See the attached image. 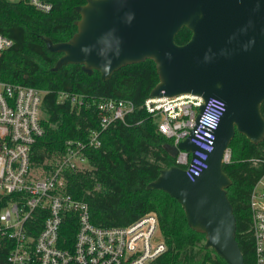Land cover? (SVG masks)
<instances>
[{
	"label": "trees",
	"instance_id": "obj_1",
	"mask_svg": "<svg viewBox=\"0 0 264 264\" xmlns=\"http://www.w3.org/2000/svg\"><path fill=\"white\" fill-rule=\"evenodd\" d=\"M87 1L51 0V10L43 14L23 3L0 0V34L12 41V47L0 54V81L44 92L43 133L31 148V166L48 170L46 163L63 153L66 142L85 141L90 130H97L95 104L99 100L130 103L132 111L124 122L104 130L97 149L85 151L88 169L65 175L66 192L87 204L95 226L123 227L153 215L165 251L149 264H226L205 246L204 235L188 226L175 199L147 188L160 171L175 166L167 149L171 140L157 131L154 120L143 109L158 82L153 61L125 65L106 80H101L97 71L84 72L80 65L54 68L61 54L49 51L44 41H69L79 20L75 9ZM189 37L190 32L182 28L174 36V44L183 45ZM59 94L66 98L58 100ZM70 97L76 98L74 104ZM259 112L264 120V102ZM227 150L229 162L222 165V172L230 181L225 196L235 221L234 239L242 264H253L247 202L264 171V138L254 145L234 132ZM72 227L64 231L68 244ZM4 259L5 253L0 251V264Z\"/></svg>",
	"mask_w": 264,
	"mask_h": 264
},
{
	"label": "water",
	"instance_id": "obj_2",
	"mask_svg": "<svg viewBox=\"0 0 264 264\" xmlns=\"http://www.w3.org/2000/svg\"><path fill=\"white\" fill-rule=\"evenodd\" d=\"M75 11L77 31L69 41H44L49 51L61 54L55 69L80 65L106 80L125 65L149 59L158 77L150 98L191 95L224 104L206 168L198 177L189 181L173 166L160 171L147 188L175 199L188 226L202 233L205 246L226 264H242L222 155L234 132L254 145L264 138L259 112L264 102V0H88ZM182 28L190 37L177 46L173 39ZM190 138L177 148L195 151ZM167 149L175 155V148Z\"/></svg>",
	"mask_w": 264,
	"mask_h": 264
},
{
	"label": "built area",
	"instance_id": "obj_3",
	"mask_svg": "<svg viewBox=\"0 0 264 264\" xmlns=\"http://www.w3.org/2000/svg\"><path fill=\"white\" fill-rule=\"evenodd\" d=\"M23 3L46 14L51 0H1ZM12 41L0 34V54ZM44 92L32 87L0 81V251L3 264H149L165 251L157 221L144 215L123 227H99L90 222L87 204L65 190V175L88 169L85 151L100 146L99 137L107 128L123 123L132 107L126 101L99 100L95 104L97 130L85 141L66 142L62 154L46 167L33 168L31 148L43 129L41 102ZM66 98L59 94L58 100ZM70 102H76L70 97ZM80 106V102L77 101ZM143 109L157 131L171 140L176 149L175 166L189 181L206 168L214 132L224 104L214 98L197 96L150 98ZM200 109V111H199ZM197 118V120H196ZM191 133V134H190ZM195 151L177 145L187 139ZM223 164L229 162L226 149ZM247 210L253 242V264H264V171L250 190ZM74 224V228L72 227ZM74 229L70 244L64 235ZM66 232V233H67Z\"/></svg>",
	"mask_w": 264,
	"mask_h": 264
},
{
	"label": "rangeland",
	"instance_id": "obj_4",
	"mask_svg": "<svg viewBox=\"0 0 264 264\" xmlns=\"http://www.w3.org/2000/svg\"><path fill=\"white\" fill-rule=\"evenodd\" d=\"M76 31H77V24H76ZM210 249V248H209ZM212 250V249H211Z\"/></svg>",
	"mask_w": 264,
	"mask_h": 264
}]
</instances>
